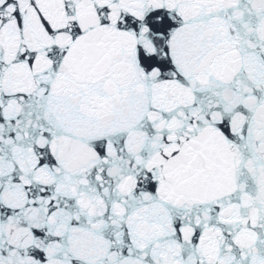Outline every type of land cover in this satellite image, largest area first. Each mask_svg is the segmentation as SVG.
Returning a JSON list of instances; mask_svg holds the SVG:
<instances>
[{"label":"snow or ice","instance_id":"snow-or-ice-1","mask_svg":"<svg viewBox=\"0 0 264 264\" xmlns=\"http://www.w3.org/2000/svg\"><path fill=\"white\" fill-rule=\"evenodd\" d=\"M0 264H264V0H0Z\"/></svg>","mask_w":264,"mask_h":264}]
</instances>
